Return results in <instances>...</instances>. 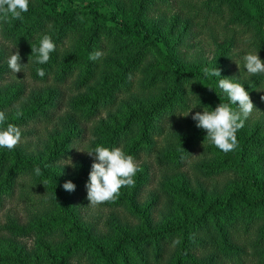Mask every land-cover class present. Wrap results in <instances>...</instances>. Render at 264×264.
Segmentation results:
<instances>
[{"label": "trees", "instance_id": "trees-1", "mask_svg": "<svg viewBox=\"0 0 264 264\" xmlns=\"http://www.w3.org/2000/svg\"><path fill=\"white\" fill-rule=\"evenodd\" d=\"M135 3L136 13L127 18L112 0H29L22 20L0 19V111L4 127L21 130L14 149L0 148V264H264V181L248 162L251 150L263 151L258 165L264 168V139L247 137L242 128L227 160L247 189L211 198L180 193L189 211L160 220L162 199L137 207L161 173L193 168L217 181L231 169L227 161L193 166L199 151L214 157L216 149L205 147L204 130L191 124L178 129L183 114L230 103L219 88V80L230 77H206L204 68L183 66L149 21L178 0ZM232 5L237 14L227 17L234 24H258L264 35V0ZM220 9L210 11L221 17ZM44 34L56 45L50 60L39 65L32 57L27 64L31 44ZM16 50L27 64L19 73L8 66ZM95 51L103 55L91 60ZM153 51L162 67L146 64ZM98 144L152 163L138 175L131 197L120 195L107 216L96 218L86 189L94 156L80 152ZM69 180L73 192L63 188Z\"/></svg>", "mask_w": 264, "mask_h": 264}, {"label": "rangeland", "instance_id": "rangeland-1", "mask_svg": "<svg viewBox=\"0 0 264 264\" xmlns=\"http://www.w3.org/2000/svg\"><path fill=\"white\" fill-rule=\"evenodd\" d=\"M232 1L239 2V0H178L177 5L172 8L169 7V3L165 4V8L152 14L149 21H151V23L153 21L157 23L156 25L160 28L174 55L180 60L183 66L219 68L221 77L227 74V76L234 79V82H239L245 86L255 108L245 120L242 131L247 137L253 136L257 140H263L264 99L262 98H264V73L256 75L249 74L245 68L243 57L247 53L253 52L259 53L261 60H264V46H257V42L264 45V35L258 33V30H260V25L258 24L256 28L244 24L236 25L227 17L232 14L231 11L237 14L238 8L232 5ZM112 2H117L118 6L124 10L127 18L133 16L137 11L135 0H112ZM214 8H221V17H215L213 11H210ZM230 8H232V10H230ZM189 25L190 27L188 28ZM146 64L149 67L163 66L156 58L154 51L151 52ZM230 72L232 74H230ZM100 84H103V82ZM237 107L238 103L233 106V109L238 111ZM127 112V109H124L122 114L124 115ZM194 115V112L190 113L188 116H184L183 114L178 129L181 127L186 129L187 125L191 124L196 126L193 128L202 131L203 129L198 128L197 122L192 119ZM122 118L123 116L120 115L114 119V121L117 120L120 122ZM49 132L51 135V128ZM32 147L35 148L34 145ZM205 147L215 148L216 150L213 151L216 152L215 156L207 157L199 151L197 161L193 166L200 163V165L207 164V167H211L218 163L228 162L227 159L234 156V150L225 153L207 142ZM31 150L34 149L31 148ZM162 150L163 154H161V152L160 154L164 156L166 151L163 148V144L159 143V151ZM262 152L263 151L255 152L251 150L248 162L253 165L259 177L264 181V168L261 169V166L258 165V159ZM87 155L88 153L86 151L82 150L80 152L81 157ZM151 163L152 161L149 163H137L141 170L138 171L134 177L135 183L138 179V175L148 168ZM227 167L231 169L228 175L217 181L207 180L193 168L181 174L161 173L156 178L154 187L143 195L141 201L136 203L137 207L142 209L155 200V198L162 199L160 208L161 213H159L160 216L158 217L160 220L167 215L166 218L175 216L178 214V211L180 213L186 210L189 211V207L182 202L180 193L189 192L196 196L211 198L215 195L227 194L230 189L241 187L247 189L248 185L244 177L234 168H231L230 162H228ZM133 189L134 187H122L118 198L120 199V195L122 194L126 197H131L133 195ZM114 203H116V201L105 202L94 206V216L99 218L105 215L109 210V206H112ZM116 210H118V208H116ZM103 220L105 221V219H102V221ZM4 221L5 218H1V222Z\"/></svg>", "mask_w": 264, "mask_h": 264}, {"label": "clouds", "instance_id": "clouds-1", "mask_svg": "<svg viewBox=\"0 0 264 264\" xmlns=\"http://www.w3.org/2000/svg\"><path fill=\"white\" fill-rule=\"evenodd\" d=\"M28 10L29 0H0V19L5 22L10 19L22 20V14ZM31 48L32 54L27 64L32 62V57H35L34 62L43 65L50 60V54L55 51L56 45L50 35L44 34L40 37L38 45L31 44ZM102 55L101 51H95L90 54V59L98 60ZM243 60L249 74L264 73V60H261L259 53L249 52L243 57ZM27 64L21 63L19 50H16L8 59V66L15 73L23 72L22 69ZM36 72L40 77L45 75V70L41 67H37ZM203 73L206 77H221L219 68L205 67ZM219 88L227 95L230 103L222 101L215 109L205 106L203 111H197L192 119L197 122L198 128L207 133L204 143H211L222 152L227 153L233 151L238 145L237 132L244 126L245 120L250 116L255 105L245 86L234 82L233 78H221ZM237 103L238 111L230 106V104L237 105ZM190 112L184 116H188ZM19 115L20 113H17V117ZM5 121L6 115L0 111V148L12 150L21 140V130L12 123H8L4 127ZM87 153L94 156V163L86 184L87 199L91 206L115 202L122 187L135 186L134 177L141 169L135 158L126 154L121 147L109 148L98 144ZM34 171L37 175H41L39 166H36ZM63 188L73 192L76 185L69 180L64 183Z\"/></svg>", "mask_w": 264, "mask_h": 264}]
</instances>
